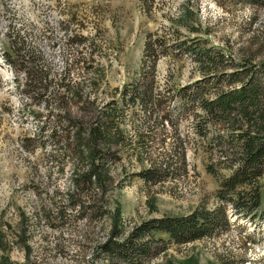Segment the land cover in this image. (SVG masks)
<instances>
[{"label": "rangeland", "instance_id": "374dc122", "mask_svg": "<svg viewBox=\"0 0 264 264\" xmlns=\"http://www.w3.org/2000/svg\"><path fill=\"white\" fill-rule=\"evenodd\" d=\"M198 39L237 62L252 51L258 68L264 0H0V233L7 245L0 255L12 264H107L99 250L115 212L122 241L141 220L222 205L226 221L210 226L209 236L176 243L156 232L141 264H264V220L217 199L220 180L237 166L214 138L226 127L203 123L198 133L203 114L194 95L176 100L165 118L170 96L182 87L189 96L202 81L185 49ZM147 40L162 42L154 61ZM33 58L44 71L43 94L26 89L25 62ZM145 82L150 102L131 101V86ZM112 99L122 138L110 145L117 158L97 166L109 214L91 220L66 196L74 168L95 160L76 163L63 138L74 126L56 118L69 108L82 121L76 124L89 125ZM148 167L160 177L144 182L138 172Z\"/></svg>", "mask_w": 264, "mask_h": 264}, {"label": "trees", "instance_id": "16d2710c", "mask_svg": "<svg viewBox=\"0 0 264 264\" xmlns=\"http://www.w3.org/2000/svg\"><path fill=\"white\" fill-rule=\"evenodd\" d=\"M192 42L196 45L186 46L185 49L192 51L202 81L193 88L189 96L187 87H182L170 96V100L172 104L176 100L186 104L188 98H193V95L198 98L200 104L198 111L203 114L200 118L201 124L197 126L198 133L203 123L204 125L223 124L226 127L224 135H215L214 138L219 139L222 152L229 155L231 162H235L237 166L220 180L217 199L222 204L223 202L232 204L236 212L249 214L251 218L264 217V181L260 182L264 180V70L262 68L264 62L259 61L257 68L251 61L252 51L249 58L237 62L229 54H225L220 46L208 45L204 43V39ZM157 43L162 42L155 40L145 42V54L151 57L152 61L156 56ZM5 55L7 61H12L8 53ZM25 63V73L28 78L26 89L32 90L33 94L36 92L43 94L44 71L34 63V58ZM217 76L219 79L213 78ZM222 78H229L228 84H224ZM129 91H131L129 96L131 101L135 96L141 101L150 102L151 90L148 83L135 84ZM117 107L114 99L105 102L100 111L102 118L97 119V122H88L89 125L76 124L82 121L77 122L69 108L63 111L62 116L58 115L56 118L58 123H72L74 126L73 134L67 130V135L63 138L65 145H70L67 150L75 157L76 163L78 164L80 157L82 160L85 159L86 155H90L95 160V162L92 160L91 167H85L80 172L74 168L76 178L72 180L73 186L66 196L68 204L78 207V214L91 220L102 219L109 214L106 202L98 195L99 189L105 191V187L100 181L104 175L97 172V166L106 167L109 161L117 158L110 146L115 138H122V131L116 121ZM171 108L174 107L167 104L165 118L168 117ZM168 120L171 122L170 119ZM59 138L56 143L63 139L62 135ZM27 140L31 139L27 137ZM176 154L179 158L185 156L184 152L177 151ZM208 168L212 170V167ZM138 173L144 182L155 180L154 176L158 178L161 175L156 168L150 167ZM219 206L221 207L215 211L195 208L192 213L182 217L141 220L133 224L122 241L117 240V237L125 232V228L120 223L121 216L117 211L114 218L110 219L111 223L108 227L110 229L106 233L108 237L101 243L99 251L103 258L107 259V264H115L117 260L124 261L125 264H141L139 258L148 252L156 232H167L169 239L176 243L209 236L210 226L216 227L217 224H224L226 221L224 207ZM57 213L58 218L63 221L61 209L57 210ZM6 246V241L0 233V249L4 250ZM0 264H12L6 253L0 255Z\"/></svg>", "mask_w": 264, "mask_h": 264}]
</instances>
